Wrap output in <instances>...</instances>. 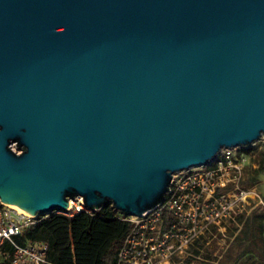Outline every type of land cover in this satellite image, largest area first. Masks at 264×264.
Segmentation results:
<instances>
[{
    "label": "water",
    "instance_id": "obj_1",
    "mask_svg": "<svg viewBox=\"0 0 264 264\" xmlns=\"http://www.w3.org/2000/svg\"><path fill=\"white\" fill-rule=\"evenodd\" d=\"M263 135L264 0H0L2 201L140 216Z\"/></svg>",
    "mask_w": 264,
    "mask_h": 264
},
{
    "label": "built area",
    "instance_id": "obj_2",
    "mask_svg": "<svg viewBox=\"0 0 264 264\" xmlns=\"http://www.w3.org/2000/svg\"><path fill=\"white\" fill-rule=\"evenodd\" d=\"M259 143L264 146V135L249 146L223 149L206 165L174 173L159 205L140 216L124 215L131 229L111 264L208 263L215 252L212 242L219 237L227 238L228 249L243 226L240 218L264 207V194L247 183L249 171L256 168ZM89 210L77 197L67 210L55 211L74 216ZM49 213L33 216L0 199V264L49 263L46 242L14 241ZM7 243L11 250L5 249Z\"/></svg>",
    "mask_w": 264,
    "mask_h": 264
},
{
    "label": "trees",
    "instance_id": "obj_3",
    "mask_svg": "<svg viewBox=\"0 0 264 264\" xmlns=\"http://www.w3.org/2000/svg\"><path fill=\"white\" fill-rule=\"evenodd\" d=\"M256 151L251 149L249 151ZM264 175V151L247 183L257 185ZM111 204L99 211H83L74 216L51 211L36 225L14 236L20 245L43 241L49 245L48 264H111L131 229V223ZM242 228L234 237L221 264H264V207L240 218ZM233 234V233H232ZM11 250V245H5Z\"/></svg>",
    "mask_w": 264,
    "mask_h": 264
},
{
    "label": "rangeland",
    "instance_id": "obj_4",
    "mask_svg": "<svg viewBox=\"0 0 264 264\" xmlns=\"http://www.w3.org/2000/svg\"><path fill=\"white\" fill-rule=\"evenodd\" d=\"M12 149L15 150L16 152L18 153H21L22 152V149L18 147V145L16 144H12L11 145ZM258 152H257V155L256 157L253 159L254 160V163H255V166L256 168L258 167L259 165V161H260V158H261V153L264 151V146H262V143H259L258 144ZM251 173V171H249V174ZM249 174H248V177H247V180L249 178ZM258 186V190L264 194V175L262 176L261 178V181L257 184ZM215 240V239H214ZM214 248L215 249V252L213 253V255L211 257H213V260L209 261L208 263H197V264H221V261L223 260V256L225 254V250L227 249V238H218L217 242L216 240L212 242ZM243 264V263H242ZM254 264H259L258 262H255Z\"/></svg>",
    "mask_w": 264,
    "mask_h": 264
}]
</instances>
